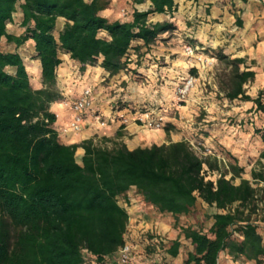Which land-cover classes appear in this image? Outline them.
<instances>
[{
  "label": "trees",
  "instance_id": "trees-1",
  "mask_svg": "<svg viewBox=\"0 0 264 264\" xmlns=\"http://www.w3.org/2000/svg\"><path fill=\"white\" fill-rule=\"evenodd\" d=\"M148 1L149 8L134 9L130 19L109 21L99 14L109 0H0V43L4 39L15 50L27 44L40 66L35 87L20 54L0 49V264L103 263L126 242L129 214L119 199L128 202L130 190L170 215L174 225L199 204L213 209L208 224L180 226L165 247V255L176 258L181 239L188 242L180 264H219L223 251L256 263L264 259V219L256 217L264 127L253 129L260 147L250 180L242 177L236 156L224 161L200 155L184 139L128 149L120 140L123 126L112 137L59 140L50 105L62 98L56 83L60 55L80 67L99 65L108 77L131 70L133 59L139 63L156 41L166 40L161 35L175 29L170 21L148 20L152 13L172 16L174 0ZM17 14L22 31L12 35L7 25ZM58 19L63 25L54 33ZM217 58L232 67L225 97L250 102L251 122L264 115V86L256 97L243 88L254 78L247 67L239 70L245 60ZM126 105L120 99L115 104ZM171 128L166 124L165 134Z\"/></svg>",
  "mask_w": 264,
  "mask_h": 264
},
{
  "label": "crops",
  "instance_id": "crops-1",
  "mask_svg": "<svg viewBox=\"0 0 264 264\" xmlns=\"http://www.w3.org/2000/svg\"><path fill=\"white\" fill-rule=\"evenodd\" d=\"M174 3L175 11L172 16L167 13H152L148 16L150 22H172L175 29L171 36L161 35L160 38H166V40L156 41L151 46V49L143 57L139 58V63H134L135 59H133V63L129 66L131 70L108 77L107 73L99 65L80 67L71 61L67 55H60L62 63L56 70V83L62 98L50 105V111L56 116L54 127L62 143H78L84 139L99 138L101 136L112 137L120 126H123L122 131L124 134L120 140L126 144L128 149L140 146V141L144 139L153 140V137L136 134L140 126L136 125L133 120L142 116L143 112L137 110V107H139L137 102L139 103L143 98L139 99L134 94L131 96L129 94L137 84L136 81L133 82L135 79L133 76H138L141 83L143 81L149 82L155 92H157L156 94L158 95L155 94L157 98L159 95L165 98L166 95L173 94L174 89L172 86H178L188 75L187 71L191 67V60L187 58L184 52L185 47L187 45L197 47L199 51L196 53L199 56H203L202 52H200L201 50L211 47V37L206 35L205 28H212L210 33L214 36L220 32L226 35L223 31L226 30V27L228 32H235L236 38H231L229 43L230 45L236 43V45L234 48L224 49L223 52L231 54L232 58L244 59L247 56L250 63L246 65V69L254 72L252 82L255 89L264 85V3L259 0H174ZM149 6L150 2L148 0H142L138 3L132 0H109L108 5L99 14L109 21H123L130 19V14L134 9L144 11ZM15 17L16 19L7 26L18 25L19 15L17 14ZM62 25L63 19H58L54 33L58 32ZM236 30L242 31L240 37L238 36L240 31ZM21 31L20 28H15V30L8 31V33L19 35ZM256 37L259 38V41L254 48L253 43ZM224 41L228 40L224 39ZM8 45L6 51H17L20 54L31 75L30 79L34 81V86L36 87L40 66L37 59L30 58L32 54L31 48L28 46L29 51L25 52L23 51V46L15 50L13 44ZM240 45L245 48L241 51L236 50L235 48ZM133 69H135L137 74H134ZM190 71L196 72L193 68ZM142 78L144 79L142 80ZM195 78V84L188 95L196 94L195 96H199L196 92L200 85L199 77ZM85 87H90L94 91H92L94 109L95 113L100 115V121H95L92 115L87 113L83 117L81 131L73 133L68 128L72 113L67 100L77 97ZM119 99L125 102L132 101L133 106L130 104V107L129 105L123 107L115 106L116 101ZM203 121L208 122L207 120ZM127 136H131V138L128 140L126 139ZM157 137L158 142L156 144L181 140L169 135V140L165 141L163 133H158ZM76 153L81 156L82 150L79 148ZM233 155L238 157L236 154ZM128 200L124 207L129 214V221H135L136 218L142 217L155 229L157 228L158 231L170 233L171 227L174 225V219L170 215L159 213L144 203L142 205H145V208L140 209L141 205L132 204L129 198ZM259 231L264 242V223L260 224ZM218 263L264 264V259L260 263H256L254 260H246L243 257L232 258L226 251H223L219 254Z\"/></svg>",
  "mask_w": 264,
  "mask_h": 264
},
{
  "label": "rangeland",
  "instance_id": "rangeland-1",
  "mask_svg": "<svg viewBox=\"0 0 264 264\" xmlns=\"http://www.w3.org/2000/svg\"><path fill=\"white\" fill-rule=\"evenodd\" d=\"M15 28L17 29L19 26H7L8 31H13ZM211 29L205 28L204 30L207 32L206 35L211 37V47L200 51L203 55H200V57L204 61V66L190 67L187 71L188 75L199 77L200 85L198 86V91H196L199 96L190 94L184 100H179L176 95L177 86L170 84L174 89H172L173 94L166 95L165 98L159 95L157 98L155 96L157 92H155V89L152 88L149 82L143 81L141 83L139 80L136 81L137 84L134 90H131L129 94L130 96L134 94L139 99L143 98L139 103L137 102V105H139L137 110L143 113L148 112L153 116L160 114L163 117V126L160 129L145 127L138 118H135L133 122L140 126L136 134L154 138L153 140L144 139L140 141V146L157 143V134L163 133L165 135L163 138L165 141L169 140V135H173L176 139L188 141L200 155L216 154L217 157L224 161H231L230 155L236 154L238 155L237 159L239 163L244 167L242 177L250 180L249 171L252 167H255L254 161L257 157V150L260 147L257 145V137L252 135V133L254 128L264 127V115L251 122L249 114L251 110L250 102H244L238 99L229 100L225 97V89L231 84L230 75L232 67L228 63V60H219L217 57L223 54L227 59H233L231 54L223 52V50L234 48L236 43L230 45L229 41L233 37L236 38L237 35L235 32H228L226 27V30H223L226 35L220 32L214 36L210 33ZM236 31H240L238 35L240 37L242 31ZM224 39L228 41L225 42ZM258 41L259 38L256 37L253 43L254 48ZM8 46L4 40L0 43V49L2 51H6ZM187 46L195 48V53L199 51L195 46ZM243 48L245 47L240 45L235 49L241 51ZM23 51H29L27 44L23 46ZM244 59L245 62L239 65V70H243L250 63L247 56ZM192 68L196 72H191L190 70ZM263 86L255 89L251 81L244 84L243 88L247 95L256 97ZM73 99L70 98L67 102L70 103ZM128 104L132 105L133 102L129 101ZM203 120H207L208 122ZM166 124L173 126L169 130L168 135L163 130ZM130 138L131 136H127L126 139L129 140ZM76 158L77 160L80 159L79 153H76ZM256 168L258 169V167ZM235 182L237 183L238 180H235ZM259 187L261 189V192H259L261 198L258 202L256 217L258 219H264V183H260ZM128 198L132 201V204L141 205L140 209L145 208V205H142L143 201L141 197L134 190L129 191ZM119 203L123 206L126 204L122 198L119 199ZM212 211L213 209L208 206L199 204L192 215L180 217L176 221V225H172L169 234L158 231L157 228L155 229L154 226H151L142 217L136 218L135 221L128 220L125 241L133 249L131 263L180 264L183 254L188 248V242L181 239V252L176 258L167 257L164 252L165 247L168 246L171 240L177 237L180 226L194 225L201 222L208 224L206 217ZM260 223L264 222L261 221Z\"/></svg>",
  "mask_w": 264,
  "mask_h": 264
},
{
  "label": "built area",
  "instance_id": "built-area-1",
  "mask_svg": "<svg viewBox=\"0 0 264 264\" xmlns=\"http://www.w3.org/2000/svg\"><path fill=\"white\" fill-rule=\"evenodd\" d=\"M195 48L187 46L184 52L189 60H191V67L204 66L203 59L195 53ZM196 78L192 75H187L182 82L176 87V95L179 100H184L189 91L193 88ZM69 109L72 113V118L69 122V131L78 133L81 131L83 117L89 113L92 115L95 121H100V115L95 113L94 109V96L90 87H85L70 103H68ZM141 124L151 129H160L163 126V117L160 114L155 116L148 112L142 113V116L138 118ZM145 204V203H144ZM132 246L125 242L118 250L109 257L108 260L100 264H133L132 260ZM96 264V263H86Z\"/></svg>",
  "mask_w": 264,
  "mask_h": 264
}]
</instances>
